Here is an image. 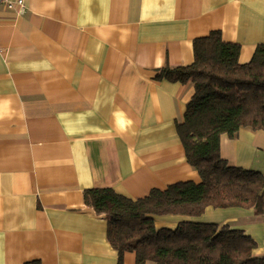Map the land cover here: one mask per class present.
Here are the masks:
<instances>
[{
	"label": "crops",
	"instance_id": "obj_1",
	"mask_svg": "<svg viewBox=\"0 0 264 264\" xmlns=\"http://www.w3.org/2000/svg\"><path fill=\"white\" fill-rule=\"evenodd\" d=\"M24 2V13L0 8V264H119L85 190L137 199L201 182L178 133L194 83L156 75L193 63L194 40L215 30L249 62L264 43V0ZM220 150L264 173V130L224 134ZM182 220L241 230L264 257V216L253 208L155 221ZM123 264H138L136 254Z\"/></svg>",
	"mask_w": 264,
	"mask_h": 264
},
{
	"label": "trees",
	"instance_id": "obj_2",
	"mask_svg": "<svg viewBox=\"0 0 264 264\" xmlns=\"http://www.w3.org/2000/svg\"><path fill=\"white\" fill-rule=\"evenodd\" d=\"M240 51L215 30L194 40L193 63L156 75L194 83L178 133L200 183L177 182L137 199L114 188L85 190V199L108 219L107 236L119 264L127 252L136 254L138 264H264V257L253 255L257 242L241 230L192 220L157 228L155 221L166 215L197 217L208 207L253 208L264 216V173L230 165L220 150L224 134L233 138L244 127L264 130V43L247 63H240Z\"/></svg>",
	"mask_w": 264,
	"mask_h": 264
},
{
	"label": "built area",
	"instance_id": "obj_3",
	"mask_svg": "<svg viewBox=\"0 0 264 264\" xmlns=\"http://www.w3.org/2000/svg\"><path fill=\"white\" fill-rule=\"evenodd\" d=\"M0 8L17 10L19 13H24L26 5L24 0H0Z\"/></svg>",
	"mask_w": 264,
	"mask_h": 264
}]
</instances>
